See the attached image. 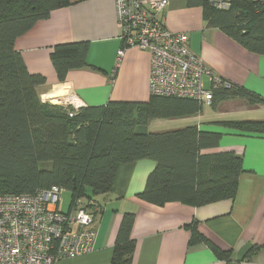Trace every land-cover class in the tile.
<instances>
[{
    "label": "trees",
    "instance_id": "obj_1",
    "mask_svg": "<svg viewBox=\"0 0 264 264\" xmlns=\"http://www.w3.org/2000/svg\"><path fill=\"white\" fill-rule=\"evenodd\" d=\"M82 0H0V196L33 194L53 186L70 190L73 201L94 200L115 188L119 166L142 159L156 162L138 197L162 206L181 202L191 206L233 199L243 159L235 150L218 148L221 132L197 125L152 131L153 119H171L200 112L203 105L190 98L152 95L148 101H109L72 107L42 99L39 87L47 82L31 73L16 49V40L54 9ZM202 4L211 27L220 28L248 50L264 54V2L232 0L229 9L211 0ZM88 42L60 43L51 58L58 78L64 82L70 70L88 66ZM240 96L250 106H264V96L232 83L214 91L213 102ZM220 125L246 135H263L264 120L220 121ZM52 162L51 169L41 168ZM99 211V210H98ZM97 211V212H98ZM134 213L123 216L113 261H130L135 242L131 231ZM205 241L221 256L211 241L194 231L192 242Z\"/></svg>",
    "mask_w": 264,
    "mask_h": 264
},
{
    "label": "crops",
    "instance_id": "obj_2",
    "mask_svg": "<svg viewBox=\"0 0 264 264\" xmlns=\"http://www.w3.org/2000/svg\"><path fill=\"white\" fill-rule=\"evenodd\" d=\"M158 16L172 31L189 35L191 49L215 75L264 96V54L248 50L222 29L209 26L202 4L170 0ZM68 42L89 43V65L70 70L61 82L51 55L57 44ZM15 46L28 70L46 77L47 82L39 87L44 101H53L49 94L66 98L71 93L86 106L152 97L150 53L128 47L119 54L123 41L116 0H82L54 9L20 36ZM205 80L210 83L209 77ZM203 107L191 115L153 119L149 129L153 124L159 130L197 125L204 131L221 132L219 147L208 151L235 150L242 157L235 197L201 206L174 201L154 205L137 195L156 162L142 159L122 164L113 192L95 196L100 209L93 250L57 264H264V134H241L218 123L264 120V106H250L243 97L232 96ZM126 213L135 214L131 231L135 251L130 261L115 263L114 248ZM194 231L225 254L219 255L205 241L192 242Z\"/></svg>",
    "mask_w": 264,
    "mask_h": 264
},
{
    "label": "built area",
    "instance_id": "obj_3",
    "mask_svg": "<svg viewBox=\"0 0 264 264\" xmlns=\"http://www.w3.org/2000/svg\"><path fill=\"white\" fill-rule=\"evenodd\" d=\"M170 0H116L124 54L138 47L151 55L152 95L195 99L211 105L216 89L230 88L232 82L212 71L190 46L186 32H174L158 16ZM264 2V0H258ZM229 9L232 0H211ZM206 77L210 78L209 87ZM72 107L73 115L85 104L74 94L56 98ZM65 188L53 186L33 194L0 196V264H57L93 250L98 204L85 198L62 209Z\"/></svg>",
    "mask_w": 264,
    "mask_h": 264
},
{
    "label": "rangeland",
    "instance_id": "obj_4",
    "mask_svg": "<svg viewBox=\"0 0 264 264\" xmlns=\"http://www.w3.org/2000/svg\"><path fill=\"white\" fill-rule=\"evenodd\" d=\"M206 86L209 87L208 82H206ZM53 95H55V97H57L56 94L47 95L48 98H51V99L53 98L52 99L53 101H49V102H52L53 104H60L59 101ZM205 109H206V106L203 107V110H205ZM151 128H152L153 131H166V130H169V129H165V128H162L161 130H159L160 128H156V126L154 124L151 126ZM52 167H53L52 162L47 161V162H42L41 163V168H43V169H51ZM72 201H73L72 193L70 192V190L65 189L63 194H62V209H63L64 212L67 213L70 210Z\"/></svg>",
    "mask_w": 264,
    "mask_h": 264
},
{
    "label": "bare ground",
    "instance_id": "obj_5",
    "mask_svg": "<svg viewBox=\"0 0 264 264\" xmlns=\"http://www.w3.org/2000/svg\"><path fill=\"white\" fill-rule=\"evenodd\" d=\"M54 97H55V95H53ZM49 99H51V98H49Z\"/></svg>",
    "mask_w": 264,
    "mask_h": 264
}]
</instances>
